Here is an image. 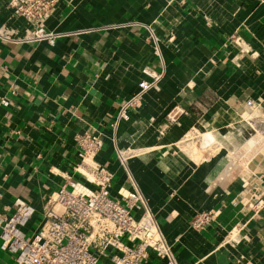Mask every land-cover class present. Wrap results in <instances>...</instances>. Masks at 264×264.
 <instances>
[{
    "label": "crops",
    "instance_id": "obj_1",
    "mask_svg": "<svg viewBox=\"0 0 264 264\" xmlns=\"http://www.w3.org/2000/svg\"><path fill=\"white\" fill-rule=\"evenodd\" d=\"M6 3L0 211L19 195L35 207L28 232L36 228L51 192L88 175L76 136L98 133L94 161L112 172V194L135 186L144 194L179 264H264V203L255 208L264 143L241 157L225 141L195 165L184 151L205 126L215 138L236 134L220 126L250 112L248 99L264 121V0H56L41 20L53 43L28 39L34 26ZM143 68L154 82L122 117L139 82L153 79ZM198 210L213 216L194 229ZM11 260L0 248V264ZM146 264L161 260L151 253Z\"/></svg>",
    "mask_w": 264,
    "mask_h": 264
},
{
    "label": "built area",
    "instance_id": "obj_2",
    "mask_svg": "<svg viewBox=\"0 0 264 264\" xmlns=\"http://www.w3.org/2000/svg\"><path fill=\"white\" fill-rule=\"evenodd\" d=\"M55 2L7 0L6 9L32 23L28 39L53 43L56 33L47 30L41 20ZM142 71L153 79L139 82V91L120 110L122 117L138 94L154 82L153 73L147 68ZM1 101L7 103L5 98ZM246 102L249 107L254 105L251 99ZM76 141L79 163H84L88 175L84 180L70 179L51 192L36 228L28 232L35 207L19 195L10 212L0 211V248L11 253L10 264H146L151 253L161 264H179L144 194L136 186L132 190L119 187L117 195L112 194V172L94 161L102 136L78 134ZM117 157L125 165L123 149H117ZM263 203L264 192L256 200V210ZM212 216L210 210H198L190 225L202 228Z\"/></svg>",
    "mask_w": 264,
    "mask_h": 264
},
{
    "label": "rangeland",
    "instance_id": "obj_3",
    "mask_svg": "<svg viewBox=\"0 0 264 264\" xmlns=\"http://www.w3.org/2000/svg\"><path fill=\"white\" fill-rule=\"evenodd\" d=\"M254 106L251 107L252 110L250 112L231 118L228 124L220 126V128L228 127L229 125L234 128L236 126L237 130L234 131L237 132L236 134H222L221 136H216V139L211 135L213 128L205 126L201 131H198L195 137L189 140L190 145L184 150L190 163L195 165L200 160L207 159L212 154L221 151L223 149L221 144L228 141L225 143L226 146L229 140L236 142V154L241 157H247L261 146L264 143V121L261 119L258 109ZM246 128L248 129L247 137L250 138V141L245 138Z\"/></svg>",
    "mask_w": 264,
    "mask_h": 264
},
{
    "label": "bare ground",
    "instance_id": "obj_4",
    "mask_svg": "<svg viewBox=\"0 0 264 264\" xmlns=\"http://www.w3.org/2000/svg\"><path fill=\"white\" fill-rule=\"evenodd\" d=\"M247 133H248V129L246 128V131H245V136H246V138L249 140L250 138L249 137H247ZM250 141V140H249Z\"/></svg>",
    "mask_w": 264,
    "mask_h": 264
}]
</instances>
